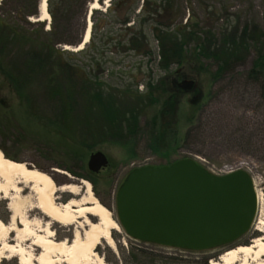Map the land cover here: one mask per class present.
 I'll use <instances>...</instances> for the list:
<instances>
[{
  "label": "rangeland",
  "instance_id": "374dc122",
  "mask_svg": "<svg viewBox=\"0 0 264 264\" xmlns=\"http://www.w3.org/2000/svg\"><path fill=\"white\" fill-rule=\"evenodd\" d=\"M92 1L87 2L78 15V28H82V34ZM105 1L100 4L96 0L99 5L96 10L100 14H94V20H101L100 26L92 27L93 18L89 14L91 29L88 41L80 49L67 50L76 54L84 47L85 55L77 53L73 62H86V70L92 74L98 72V77L108 81L109 85L136 87L143 92L149 77H165L174 95L170 96V101L176 98L177 102L176 108L165 114V121H172L167 132L170 144L159 149L157 147L160 146L150 138L149 117L160 110V106H155L141 117L140 132L132 150L118 141L80 147L70 140V136H63L58 131L56 116L59 109L47 99L48 102L44 101L40 85L36 83L26 90L31 92L28 104L9 80L0 75V150L10 160L27 162L28 168L49 174L56 185L78 186L80 195L84 194L80 181H88L92 194L111 210L115 218L116 191L133 168L167 165L178 159L192 158L209 172L217 174L224 166L242 164L238 167L249 171L255 180L261 203L251 227L238 240L211 249L188 250L139 241L127 236L120 228L121 231L111 232L114 249L104 241L96 248L106 264H209L226 248L240 242L247 244L258 236L257 220L264 216V69H253L263 42L253 43L250 39L253 31L263 34L264 0H177V15H172L170 22L167 21L171 24L169 30L178 23L186 25L188 29L197 24L203 28L202 31L211 27L218 38L216 46L221 43L223 32L228 35L233 32L234 40L241 46L244 44L240 39H247L244 42L246 50L241 51L236 59H231L229 69L218 76L214 75L217 63L212 57L202 59L200 71L194 62L186 61L180 65L170 63L167 69H160L157 56L159 46L152 35L154 26L145 30L147 43L140 52H111L112 45H109L108 56L93 57L94 46L103 48L99 41L101 36L119 32V23L114 20L116 13L108 11L110 0L104 5ZM116 1L113 0V3ZM136 2L134 10H126L131 19H135L142 0ZM40 21L44 22L45 30L50 28L51 18ZM102 21L110 25L102 27ZM90 37L92 42L88 48ZM94 59L101 69L96 68ZM183 80H192L194 85L180 92L177 84ZM80 108L76 107V113L80 112ZM96 150L105 153L108 163L98 172H92L87 168V160L89 154ZM23 193L27 194L28 190ZM55 195L60 203L73 196L62 191H57ZM33 215L40 216L36 210ZM0 219L3 222L9 219L6 200L1 196ZM53 226L55 237L67 241L71 238L72 226L63 227L58 223ZM0 264H16V258L1 259Z\"/></svg>",
  "mask_w": 264,
  "mask_h": 264
},
{
  "label": "trees",
  "instance_id": "16d2710c",
  "mask_svg": "<svg viewBox=\"0 0 264 264\" xmlns=\"http://www.w3.org/2000/svg\"><path fill=\"white\" fill-rule=\"evenodd\" d=\"M89 1L92 0H46L51 21L50 28L45 30L43 21L30 20L39 17L40 0H0V75L9 80L28 104L31 92L26 90L36 83L40 85L44 101L52 102L59 109L56 116L59 133L70 136V140L80 147L118 141L132 150L140 132L141 117L155 106H160V110L149 117L150 138L160 146L157 147L159 149L169 145L167 132L172 121H165V114L173 111L177 102L176 98L170 101V96L174 95L165 77H149L143 92L136 87L109 85L108 81L98 77V72L92 74L87 71L86 62H73L77 53L85 55L84 47L75 54L61 46H76L81 41L78 15ZM98 2L101 4L103 0ZM136 3V0H117L114 3L110 0L108 11L116 13L114 20L119 23V32L101 36L99 41L103 48L94 46L93 57L108 56L109 45H112L111 52H140L147 43L145 30L151 26H154L153 40L159 46L158 66L163 70L170 63L180 65L186 61L194 62L200 71L202 59L212 57L217 63L214 75L218 76L229 69L231 59H236L241 51L246 50L244 42L247 39H240L244 44L241 46L234 40L233 32L230 35L223 32L221 43L216 46L218 38L211 27L202 31L203 28L197 24L188 29L178 23L169 30L172 15H177V0H142L135 19H131L126 10H134ZM97 13L100 14L96 9L90 13L93 28L100 26L101 20H94ZM107 24L110 25L109 22H101L102 27ZM250 39L253 43L263 42V48L259 49L253 63V69L262 70L264 31L263 34L253 31ZM91 42L92 37L88 48ZM94 62L97 69L102 68L98 61ZM79 106L80 112L76 113Z\"/></svg>",
  "mask_w": 264,
  "mask_h": 264
},
{
  "label": "water",
  "instance_id": "95a60500",
  "mask_svg": "<svg viewBox=\"0 0 264 264\" xmlns=\"http://www.w3.org/2000/svg\"><path fill=\"white\" fill-rule=\"evenodd\" d=\"M88 24L89 19L79 44ZM193 85L192 80L178 83L181 91ZM107 163L105 153L96 150L89 154L87 168L98 172ZM256 211L257 195L245 170L217 175L192 158L133 168L115 194V220L127 236L188 250L238 240L251 227Z\"/></svg>",
  "mask_w": 264,
  "mask_h": 264
},
{
  "label": "bare ground",
  "instance_id": "6f19581e",
  "mask_svg": "<svg viewBox=\"0 0 264 264\" xmlns=\"http://www.w3.org/2000/svg\"><path fill=\"white\" fill-rule=\"evenodd\" d=\"M45 2L42 0L39 17L34 20L50 19ZM98 7L96 0L89 5L90 10ZM90 27L89 20L81 44L64 45V48L80 49L89 39ZM80 182L84 187L83 195L78 186H57L49 174L28 168L22 161L10 160L0 150V196L6 200L9 211L7 222L0 219V260L16 258V264H106L96 248L104 241L114 249L111 232L121 229L111 210L92 194L90 183ZM253 184L259 211L261 197L254 179ZM25 190H28L27 194L23 193ZM57 191L73 196L60 203L55 195ZM34 210L40 216L33 215ZM54 223L72 226L68 241L55 237ZM256 230L260 234L249 243L240 242L226 248L209 264H264V216L257 220Z\"/></svg>",
  "mask_w": 264,
  "mask_h": 264
},
{
  "label": "built area",
  "instance_id": "2783aa9c",
  "mask_svg": "<svg viewBox=\"0 0 264 264\" xmlns=\"http://www.w3.org/2000/svg\"><path fill=\"white\" fill-rule=\"evenodd\" d=\"M239 165H242V164L238 163L235 166H224L223 168L219 169L217 174H223V173H227V172H231L233 170L239 169V167H238Z\"/></svg>",
  "mask_w": 264,
  "mask_h": 264
},
{
  "label": "flooded vegetation",
  "instance_id": "af4514ba",
  "mask_svg": "<svg viewBox=\"0 0 264 264\" xmlns=\"http://www.w3.org/2000/svg\"><path fill=\"white\" fill-rule=\"evenodd\" d=\"M152 59H154V57L152 56ZM177 86H178V84H177ZM179 87V86H178ZM179 90H180V92H181V88L179 87ZM182 92H184V91H182Z\"/></svg>",
  "mask_w": 264,
  "mask_h": 264
}]
</instances>
